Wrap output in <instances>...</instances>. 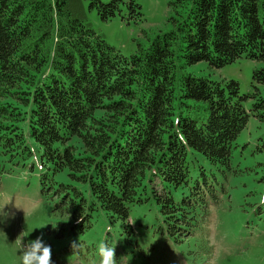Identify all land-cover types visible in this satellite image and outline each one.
<instances>
[{
    "label": "trees",
    "instance_id": "1",
    "mask_svg": "<svg viewBox=\"0 0 264 264\" xmlns=\"http://www.w3.org/2000/svg\"><path fill=\"white\" fill-rule=\"evenodd\" d=\"M85 1L104 21L123 6L142 16L138 0H0V180L8 164L38 166L63 234H84L99 213L133 232L138 206L178 243L194 238L239 174V135L264 122V0H192L175 30L130 57L85 20ZM242 57L261 65L253 97L186 71Z\"/></svg>",
    "mask_w": 264,
    "mask_h": 264
},
{
    "label": "rangeland",
    "instance_id": "2",
    "mask_svg": "<svg viewBox=\"0 0 264 264\" xmlns=\"http://www.w3.org/2000/svg\"><path fill=\"white\" fill-rule=\"evenodd\" d=\"M191 2L138 0L141 17L129 18L123 6L121 14L104 21L85 1V20L111 46L130 57L148 47L157 34L175 30ZM260 66L242 57L219 70L201 62L186 71L213 80H235L242 95L253 97L254 71ZM258 87L264 96V84ZM236 144L232 165L239 174L229 178L227 192L211 207L209 223L194 238L180 243L166 223L138 206L131 211L133 232L99 213L84 234H72L69 227L63 234L64 226L54 217L52 203L39 196V167L31 172L8 164L9 173L0 180V264H19L22 240L37 236L51 247L52 264H95L97 245L105 240L115 247L119 264H264V122L252 117ZM60 234L63 236L58 237Z\"/></svg>",
    "mask_w": 264,
    "mask_h": 264
},
{
    "label": "clouds",
    "instance_id": "3",
    "mask_svg": "<svg viewBox=\"0 0 264 264\" xmlns=\"http://www.w3.org/2000/svg\"><path fill=\"white\" fill-rule=\"evenodd\" d=\"M70 213H68V220ZM51 247L41 236L35 239H23L19 250V264H52ZM97 259L95 264H119L120 259L115 257V247L107 240L97 245Z\"/></svg>",
    "mask_w": 264,
    "mask_h": 264
}]
</instances>
